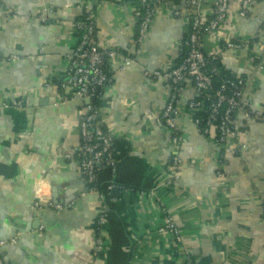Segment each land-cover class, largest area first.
I'll list each match as a JSON object with an SVG mask.
<instances>
[{
	"label": "crops",
	"instance_id": "0c3cea01",
	"mask_svg": "<svg viewBox=\"0 0 264 264\" xmlns=\"http://www.w3.org/2000/svg\"><path fill=\"white\" fill-rule=\"evenodd\" d=\"M214 1L160 4L139 46L127 0H0V254L7 264H185L187 257L264 264V0L245 16L244 0H231L225 22L202 38L206 56L246 81L227 143L197 126L188 108L197 93L188 83L174 144L157 122L169 99L166 80L143 73L181 62L191 20L211 18ZM85 11L99 47L115 52L100 120L114 138L117 166L104 167L94 186L79 161L66 158L81 144L82 103L64 101L52 85L65 76ZM168 217L181 243L165 230Z\"/></svg>",
	"mask_w": 264,
	"mask_h": 264
},
{
	"label": "built area",
	"instance_id": "2783aa9c",
	"mask_svg": "<svg viewBox=\"0 0 264 264\" xmlns=\"http://www.w3.org/2000/svg\"><path fill=\"white\" fill-rule=\"evenodd\" d=\"M139 1L142 9L135 11V17L137 21H140V35L137 44L143 42L154 13L160 4L180 3L187 2L188 0ZM254 1L256 0L243 1L241 13L243 16L247 14L251 3ZM230 2L231 0H215L211 18L204 19L196 16L191 20L189 37L185 41L188 52L178 66L164 71L150 72L144 70L143 72L145 76L153 80L159 78L166 80L169 99L157 122L160 127L173 133L172 140L174 144H180L181 142V138L177 135V121L181 114L179 104L186 85L188 83L194 85L197 98L209 97L211 94L213 88L212 74H216L217 70L211 67V73L206 71L209 64H207V56L202 49V38L205 34L217 30L225 22ZM3 15L4 13L0 10V19ZM77 28L82 32V37L70 57L71 60L66 69L65 76L58 85H52L56 86L63 93L64 101L75 100L82 103V109L78 119L81 144L75 154L67 155L66 158L70 160L76 158L79 161L83 178L89 185L94 186L97 184L99 172L104 167L108 166L115 170L117 166V160L114 154V138L104 129L100 120V111L94 103L95 99L104 93L109 85L113 83V77L109 76L107 69V58L113 57L115 52H107L97 44L95 20L91 12H87V15L84 13ZM227 46L228 48L239 47L234 43H229ZM245 84L246 81L242 77L228 79L215 95L216 101L210 107L207 126L203 134H209L210 130L214 128L219 144L227 143L234 136L235 120L233 116L243 104ZM50 85L47 84L48 88ZM228 91L229 94H227ZM67 92L71 93V97L66 96ZM197 98L191 100L188 104V108L193 113L203 105ZM223 105H226L225 109H223ZM245 106L247 108L249 107L247 103H245ZM195 122L198 126L200 119H196ZM181 164L182 161L178 157L175 158V168L181 167ZM114 187L115 185L112 184L109 186V189H113ZM47 203L52 207H61L52 205L50 201ZM41 205V201L36 203L38 208ZM106 220L107 218L104 213L100 215L97 222L98 233L101 232L100 230ZM165 230L174 235L176 243L182 242L180 228L170 217L166 219ZM4 246L5 242H0V251ZM102 247L103 241L99 238L97 241V250H100ZM187 261L188 264H192L188 257ZM0 264H7L1 257V254Z\"/></svg>",
	"mask_w": 264,
	"mask_h": 264
},
{
	"label": "trees",
	"instance_id": "16d2710c",
	"mask_svg": "<svg viewBox=\"0 0 264 264\" xmlns=\"http://www.w3.org/2000/svg\"><path fill=\"white\" fill-rule=\"evenodd\" d=\"M127 2H129L131 5H133L135 7V9H134L135 11H137L138 9H142V6H141L139 0H127ZM85 15H87L86 11H85ZM137 30H138V32H137L136 40L138 41L139 35H140V21H137ZM77 33H78V40L80 41V38L82 37V32L80 30H78ZM188 37H189V34L186 37V39L184 40V42H183L184 43L183 44L184 49H183V54H182V57H181V61L184 59L185 55L188 52V49L185 46V41L187 40ZM138 45L141 46V44H138ZM139 46H138V48H139ZM131 58H133V60H136L137 56H131ZM206 58H207V64H209L208 67L206 68V71L211 73V69L210 68L214 67L217 70V73L216 74H212V80H213L212 87L213 88H212L210 96L209 97L207 96L205 98H203V97L197 98V100L202 102L203 105H202V107L199 110H196L194 112V116H195V120L196 119H198V120L200 119V124L198 125V127H199V129H201L202 132L205 130V128L207 126V120H208V116L210 114V107L216 101L215 95L222 88V85L224 84L225 81H227L228 79L236 78L234 75H232L231 73L227 72L223 68L220 59L212 58V57H208V56ZM108 60H109V58H107V63H108ZM180 63L181 62H179V64ZM176 66H178V65H176ZM109 76H111L110 73H109ZM59 83H56V84L58 85ZM109 86H111V85H109ZM104 93H102L100 96H98L95 99V101H94V103L97 106L99 111H101V107H102V103H103L102 99H103ZM227 94H229V91L227 92ZM225 107H226V105H223V109H225ZM236 115L237 114H235L233 116L235 121H236ZM185 264H188V263L186 262ZM192 264H194V262Z\"/></svg>",
	"mask_w": 264,
	"mask_h": 264
},
{
	"label": "water",
	"instance_id": "95a60500",
	"mask_svg": "<svg viewBox=\"0 0 264 264\" xmlns=\"http://www.w3.org/2000/svg\"><path fill=\"white\" fill-rule=\"evenodd\" d=\"M53 198H55L56 199V197L54 196Z\"/></svg>",
	"mask_w": 264,
	"mask_h": 264
}]
</instances>
